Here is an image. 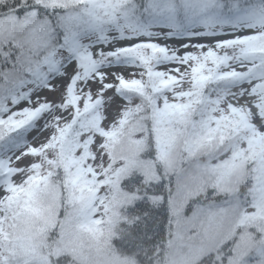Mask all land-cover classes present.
<instances>
[{"label":"snow or ice","instance_id":"obj_1","mask_svg":"<svg viewBox=\"0 0 264 264\" xmlns=\"http://www.w3.org/2000/svg\"><path fill=\"white\" fill-rule=\"evenodd\" d=\"M0 264H264V0H0Z\"/></svg>","mask_w":264,"mask_h":264}]
</instances>
